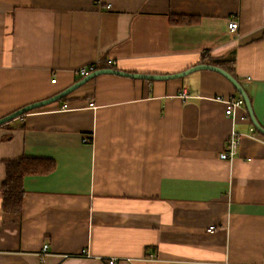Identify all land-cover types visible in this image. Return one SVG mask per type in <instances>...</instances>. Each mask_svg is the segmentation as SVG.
I'll return each instance as SVG.
<instances>
[{
	"label": "crops",
	"instance_id": "crops-1",
	"mask_svg": "<svg viewBox=\"0 0 264 264\" xmlns=\"http://www.w3.org/2000/svg\"><path fill=\"white\" fill-rule=\"evenodd\" d=\"M184 16L199 23H170ZM205 55L234 61L264 128V0H0V120L108 59L165 76ZM217 97L238 94L209 70L101 74L0 126V264H262L264 135ZM233 129L246 136L225 161ZM21 158L56 168L26 176L21 211L7 213L4 162Z\"/></svg>",
	"mask_w": 264,
	"mask_h": 264
},
{
	"label": "trees",
	"instance_id": "trees-1",
	"mask_svg": "<svg viewBox=\"0 0 264 264\" xmlns=\"http://www.w3.org/2000/svg\"><path fill=\"white\" fill-rule=\"evenodd\" d=\"M170 23L173 25L197 24L199 23V19L185 16L172 17ZM198 64H206L222 68L240 82L235 75L234 61L232 59H213L210 56L205 55L201 57ZM238 97H240L239 94ZM256 132L259 133L257 130ZM4 165L6 169V179L1 187L3 195L2 209L7 213H19L21 211L24 196L23 180L26 176L49 175L53 173L56 168L54 161L32 158L5 161Z\"/></svg>",
	"mask_w": 264,
	"mask_h": 264
},
{
	"label": "water",
	"instance_id": "water-1",
	"mask_svg": "<svg viewBox=\"0 0 264 264\" xmlns=\"http://www.w3.org/2000/svg\"><path fill=\"white\" fill-rule=\"evenodd\" d=\"M203 70H209L213 72H217L223 77H225L235 88L239 96L244 100L246 110L248 112V116L251 120V123L253 127L262 135H264V128L259 124L254 111H253V106L251 99L249 95L247 94L245 88L243 85L236 79L234 78L231 74H229L227 71L223 70L222 68L212 66V65H206V64H200L197 66H194L192 68H189L188 70L181 72L179 74L175 75H147V74H130V73H125L116 69H105L101 71H95L94 73L90 74L89 76L83 78L80 80L78 83L73 85L71 88L65 90L64 92L49 98L47 100H44L42 102H38L32 105H29L27 107H24L17 112L3 118L0 120V126L7 124L8 122L15 120L21 116H25L27 113L31 112L32 110L38 109L40 107H44L47 105H50L52 103L58 102L62 100L63 98H66L69 94H71L74 90L78 89L79 87L83 86L93 78L97 77L98 75L101 74H109V75H117L121 77H126V78H132V79H141V80H147V81H159V80H174V79H180L184 78L194 72L197 71H203Z\"/></svg>",
	"mask_w": 264,
	"mask_h": 264
},
{
	"label": "built area",
	"instance_id": "built-area-1",
	"mask_svg": "<svg viewBox=\"0 0 264 264\" xmlns=\"http://www.w3.org/2000/svg\"><path fill=\"white\" fill-rule=\"evenodd\" d=\"M228 28L232 32H236L239 30V20L237 16H232L230 18L229 23H228ZM105 63L107 66H110L113 69L115 68L116 62H114L113 60L108 59L106 60ZM97 68H98L97 64H93L88 67L80 68L75 72V75L78 78L83 79L89 76L90 74L94 73L97 70ZM53 82H55V80H53ZM215 100L218 102L224 103L227 106L226 117L232 119L234 123L237 117V111L239 110L247 111L244 100L241 97H230V98L217 97L215 98ZM59 110L68 111L69 110L68 105L64 104L62 107H60ZM247 118L249 117L247 116ZM249 132L251 136L256 134V130L252 126L250 127ZM242 136H246V135L239 133L238 131H236V129L232 130L230 137L228 138V141L226 143V148L221 154V159L225 161H232L233 159L237 157L240 144H241L240 140ZM89 139H92V138H86L85 142H89L90 141ZM207 232L214 233L215 227L211 226L210 228L207 229ZM48 250H49V246L46 245L43 249V254L44 255L48 254ZM109 264H116V262L112 260L109 262ZM262 264H264V260Z\"/></svg>",
	"mask_w": 264,
	"mask_h": 264
},
{
	"label": "rangeland",
	"instance_id": "rangeland-1",
	"mask_svg": "<svg viewBox=\"0 0 264 264\" xmlns=\"http://www.w3.org/2000/svg\"><path fill=\"white\" fill-rule=\"evenodd\" d=\"M112 260H114V261L116 262V264H117V260H116V259H112ZM112 260H111V261H112Z\"/></svg>",
	"mask_w": 264,
	"mask_h": 264
}]
</instances>
